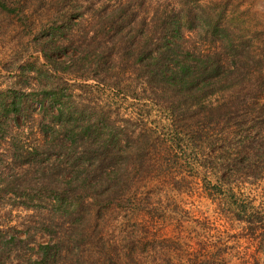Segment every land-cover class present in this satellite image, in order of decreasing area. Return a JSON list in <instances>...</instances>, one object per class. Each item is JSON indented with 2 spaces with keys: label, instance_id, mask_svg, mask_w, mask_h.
Returning <instances> with one entry per match:
<instances>
[{
  "label": "trees",
  "instance_id": "16d2710c",
  "mask_svg": "<svg viewBox=\"0 0 264 264\" xmlns=\"http://www.w3.org/2000/svg\"><path fill=\"white\" fill-rule=\"evenodd\" d=\"M202 1L180 0L148 20V0H114L95 11L91 32L77 36L69 30L79 25L78 10L38 31L36 49L43 62L34 72L39 88L0 92V140L17 130L9 147L12 166L35 176L28 181L33 193L19 195L42 199L32 208L45 217L38 228L48 237L33 249L36 258L22 257L20 264H121L118 251L94 254L86 234L92 219L101 222L105 213L135 200L124 187L135 186L137 176L176 180L175 167L183 164L195 171L197 164L212 171L219 167L226 175L215 183L205 178L209 195L226 200L217 217L222 224L208 225L214 242L193 246L161 238L160 246L171 254L162 264H231L225 258L230 247L246 251L235 258L240 264H261L264 53L258 54L236 16L211 11ZM0 3L14 13L12 1ZM193 33L208 43L190 42ZM20 69L25 76L35 67ZM68 74L79 84H69ZM122 100L139 109L124 114ZM27 109L29 121L8 125L11 117L23 120ZM246 186L249 196L242 197ZM257 198L262 200L256 206ZM157 211L140 206L136 221L140 249L144 237L149 243L146 256L157 241ZM10 229L0 228V264H14L15 254L28 244ZM101 239L99 244L109 248L107 237ZM207 245L214 252L208 253Z\"/></svg>",
  "mask_w": 264,
  "mask_h": 264
},
{
  "label": "rangeland",
  "instance_id": "374dc122",
  "mask_svg": "<svg viewBox=\"0 0 264 264\" xmlns=\"http://www.w3.org/2000/svg\"><path fill=\"white\" fill-rule=\"evenodd\" d=\"M5 1L7 3L12 1L15 5H13L14 13H6L0 5V92L21 90L28 93L32 92V89H38L40 84V81L36 80L37 74L34 72V70L40 68V64L43 62L41 55L36 49L38 48V43H36L38 31L40 29L44 30L52 21L60 24V22L69 17L71 12L78 10L79 14H81L80 16H82L78 21L79 25L72 26L69 30L74 29L77 36L79 31L91 32L95 28L93 27L96 22L95 11L100 10L109 2L113 3L114 0ZM120 1L127 3L131 0ZM148 1L146 19L149 20L153 15L161 16L163 11H168L171 6H174L180 0ZM0 2L3 3L4 0H0ZM200 4L210 5L211 11L218 13L227 12L229 15L236 16L243 28L246 29L248 36L257 44L258 51H262L261 53L258 52V54L264 53V0H203ZM21 12L23 14L20 20L17 16L21 15ZM190 38V42H194L196 45L199 44V46L208 43V41H203V37H199L196 33L191 34ZM24 64L30 66L31 69L35 67V69L28 71L25 76H21L20 68ZM65 78L69 84L75 86L79 84L74 75L68 74ZM43 83L44 81H42ZM116 102L119 104L118 101ZM121 103L123 113L127 112V110L132 112L134 108L139 109L138 104L130 100H122ZM142 103H145V100H142ZM29 111L27 109L22 114L23 120L19 117H11L6 122L11 126H15L18 123L24 125L26 120L29 121ZM136 112L139 113V111ZM151 118L157 121L155 117ZM27 126L30 127V123H27ZM30 130L29 128L28 132ZM32 132L37 134L34 129H32ZM14 133H17V130H14L13 134L8 136L7 139L0 140V228L16 230L18 232L17 236L24 238L25 242L28 243L26 246L20 247L19 251L21 252L15 254L17 257L14 260V264H20L22 257L36 258L33 249L38 244L47 242L48 237L45 233H41L40 227L38 228V224L42 220L44 221L45 217L39 215L33 209L35 205L41 206L42 199L36 200V198L31 199L19 195L26 191L30 194L33 193L28 189L29 186L30 188L33 186L28 185V181L34 182L33 177L35 176L27 173L28 171L26 170L16 169L12 166V152L9 147L13 140L16 141ZM208 153L204 149V154ZM201 162H203V157ZM218 164L216 161V166ZM196 166L198 168L197 171H195L196 167L193 168V166L188 164L175 167L178 177L176 180L165 177L159 178L154 174H149L143 179L139 175L135 179V186L128 185L124 187V190L134 192L136 199L126 201L121 207H115L110 212L105 213V218L101 222L91 218L93 223L86 229L87 240L93 243L94 254L108 252L113 256L118 251L122 259L121 264H140V262H142L141 264H162L165 256L169 258L171 254L166 250L165 245L160 246L161 238L172 239L175 237L180 244L193 246H195L196 241L214 242L216 239L211 236L208 225L209 223H216L217 225L221 223L217 217L219 211L224 207L222 204H226V200H223L218 195H209L211 191L210 187L206 186L205 178L215 183L218 177L223 178L226 175L221 172L219 167L212 171L205 165V167H200L198 164ZM132 173L133 171H130L129 174ZM234 175L235 173L231 174L232 177ZM15 187L18 188L19 192H15ZM245 188L241 191L244 194L242 197L249 196L250 187L246 186ZM261 200V198H257L255 205L257 206ZM140 206L144 210L150 208L158 209L155 218L157 219L156 228L158 232L155 233L157 241L153 244L155 245L154 249L151 248L148 256L143 255L150 248L147 239H145L146 237H144L143 245L140 249V226H137V222H140ZM134 214L138 215L135 216ZM233 225L236 228V232H240L241 229L237 222L234 221ZM14 234L16 235V233ZM101 236L107 237L106 242L109 248L107 246L104 248L99 244L102 240ZM262 242L260 255L262 256L261 264H264V240ZM241 244L245 246L247 242L242 240ZM228 246H232V243L228 242ZM204 248L208 253L214 252L210 245ZM253 250L254 247L250 249L251 252ZM225 252V258L228 262L240 264L239 260L235 258L242 256L246 251L230 247ZM106 256H99V259Z\"/></svg>",
  "mask_w": 264,
  "mask_h": 264
}]
</instances>
